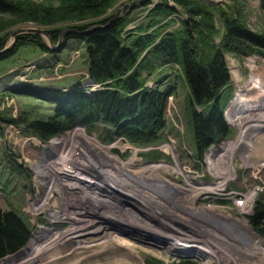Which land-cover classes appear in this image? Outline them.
I'll list each match as a JSON object with an SVG mask.
<instances>
[{
	"label": "rangeland",
	"instance_id": "rangeland-1",
	"mask_svg": "<svg viewBox=\"0 0 264 264\" xmlns=\"http://www.w3.org/2000/svg\"><path fill=\"white\" fill-rule=\"evenodd\" d=\"M5 1L23 10L27 6L38 9L59 6L58 0ZM196 1L214 12L216 43L223 31L219 11L237 18L252 32L264 30L260 0ZM161 3L174 12L156 20L166 24L168 31L179 29L186 14L176 0H116L108 14L113 18L117 15L126 18L122 31L125 38L130 32L146 31L149 11ZM21 16L0 14V208L16 213L31 229L33 237L17 253L3 258L0 264H41L47 258L56 259L53 264H179L180 261L264 264V237L254 231L248 221L255 202L264 200V96L249 89L238 94L250 77L249 61L261 72L264 57L225 54L230 84L222 91L221 108L230 134L202 155L196 153L189 124L188 90L182 79L175 76L177 68L168 66L155 73H143L147 87L154 88L159 83L174 87L166 102L165 127L156 142L131 143L112 135V129L102 123L90 130L77 127L43 141L31 133L26 124L47 120L53 115L54 105L41 98L14 93L15 88L32 84L38 88L66 91L79 85L90 93L97 88L87 77L84 45L68 40L65 47L62 46L70 24L45 26L23 20ZM59 28L62 30L54 43L47 32ZM33 35L40 36L49 51H42L30 43L17 46L19 37ZM146 167L148 173L139 175L144 178L141 182L149 184L150 188L167 182L177 192L164 189L166 194L162 198L149 190L150 199L137 194L140 189L133 184L134 178L127 171ZM102 181L122 188L123 193L109 196L114 204L108 205L120 209L129 218L118 219L110 212L101 213L100 219L114 217V221L101 222L102 233L91 235L83 242L103 244L106 241L105 248L103 244L95 251L75 249L78 244L66 243L63 232L70 225L93 221L98 208L97 205L93 207L96 204L93 193L81 194L78 187L81 183ZM212 186L215 190L207 192L206 188ZM256 186L260 191H253ZM229 193L246 196L248 208L236 212L231 198H227ZM46 194L45 207L37 211ZM183 196L190 199L191 206L194 202L196 207L208 206V213L199 210L206 218L187 223L178 219L186 217L176 212L173 213L177 216L171 214L172 206L178 207L175 198ZM191 206L183 207L197 209ZM217 209L228 216H222ZM211 219L233 227L231 230L239 232L243 238L249 235L257 249L250 252L245 238L240 239L241 243L232 241L226 235L227 229L220 232L222 228L216 229ZM195 225L213 230L210 235L226 239L228 244L207 236L206 231H200ZM104 233H108L106 237ZM110 235L111 238H107ZM35 236L37 239L31 246ZM42 244L49 245L46 248L50 249L34 255V249ZM31 256L35 257L28 260Z\"/></svg>",
	"mask_w": 264,
	"mask_h": 264
},
{
	"label": "trees",
	"instance_id": "trees-1",
	"mask_svg": "<svg viewBox=\"0 0 264 264\" xmlns=\"http://www.w3.org/2000/svg\"><path fill=\"white\" fill-rule=\"evenodd\" d=\"M115 1L58 0L57 7L27 6L23 10L0 0V14L22 15L23 20L45 26L70 24L62 46L65 47L68 40L84 45L87 77L97 88L91 93L79 85L66 91L32 84L15 88L14 93L41 98L54 105L51 117L31 121L26 127L40 140L48 141L74 128L90 130L102 123L112 129V135L131 143L156 142L165 127L166 102L174 87L163 86V83L147 87L143 73H155L165 66L175 67V76L182 79L188 90L189 124L196 153L202 155L230 134L221 108L222 91L230 84L225 54L264 57V30L252 32L237 18L219 11L223 31L216 43L218 32L214 27L213 10L196 0H176L186 14L179 29L168 31L166 24L156 20L174 12L161 3L149 11L146 31L130 32L123 38L126 18L111 22L113 16L108 14ZM260 6L264 12V0H260ZM61 30H48L52 42L58 41ZM29 43L49 51L37 35L19 37L17 46ZM195 107L203 110L199 112ZM46 202L47 194L37 211L42 210ZM248 221L253 230L264 237V200L255 202ZM31 237V229L16 213L0 208V261L21 250ZM179 264L191 262L180 261Z\"/></svg>",
	"mask_w": 264,
	"mask_h": 264
},
{
	"label": "bare ground",
	"instance_id": "bare-ground-1",
	"mask_svg": "<svg viewBox=\"0 0 264 264\" xmlns=\"http://www.w3.org/2000/svg\"><path fill=\"white\" fill-rule=\"evenodd\" d=\"M65 35V34H64ZM53 45V44H52ZM253 60V59H252ZM248 65V68H249V71L251 72L250 73V77H249V79H248V81H247V83H246V85L244 86V88H241V89H239L238 90V94L240 95V93L239 92H241L243 89H249V90H255L256 92H259V93H261L263 96H264V62H262L261 63V72H257V70H256V68L254 67V62L253 61H249V63L247 64ZM260 69V68H259ZM235 76H237V75H235ZM237 80V79H236ZM256 102V101H255ZM256 126H258V125H256ZM243 131V130H242ZM243 134H246V132L245 131H243ZM244 135H242V137H243ZM246 136V135H245ZM255 141V140H254ZM256 142V141H255ZM252 144H255V143H253V142H251ZM248 147H250V146H248ZM258 149V148H257ZM264 166V165H263ZM123 167V166H122ZM145 169H148L147 167L146 168H142V169H139V170H134L133 169V171L132 170H128L127 172H128V175L129 176H131V177H133L134 179H133V184L134 185H136V187H138V189H140V192L137 190V194H140V195H143L144 196V198H147V199H150L149 198V190H151L152 191V193H154V192H156L157 194H160V196H162V195H164V194H166L164 191V189H166V190H173V191H176L177 192V190L170 184V183H167V182H162V183H159L158 184V186L157 187H151L150 188V186H148V185H145V183H143V182H141V181H143V179L144 178H140V174L141 173H148V171L147 170H145ZM155 171V170H154ZM154 171H152L153 173H154ZM219 172V171H218ZM229 172V171H228ZM123 173V172H122ZM151 173V172H150ZM221 174H223V173H221ZM140 175V176H139ZM228 175H229V173H228ZM139 176V177H138ZM147 177V176H146ZM150 177V176H149ZM122 178V177H121ZM106 181H102V182H97V183H94V184H91V183H81V185L78 187L79 188V190H80V193L81 194H87V192L89 191V192H92L93 193V197H94V201H96L95 203L96 204H94L93 205V207H95L96 205L98 206V208L96 207V214L95 215H93V217L95 218L93 221H91V222H81V223H79V224H77V225H75V224H73V225H70L67 229H66V231L65 232H63L64 234H63V239H64V241L66 242V243H76V244H78V246L77 247H74L75 249L76 248H85L86 250H90V251H95L96 249H98V248H101L102 246H103V244H104V247L103 248H105V244L107 243L106 241H104L103 242V244H101V243H97V242H91V243H88V244H86V243H84L83 242V240L85 239V238H89L91 235H96V234H101L102 233V226L100 225V224H102L101 222H103V223H106V222H108L109 220H112V221H114V217L113 218H111L110 216V218L108 219V220H103V219H100L101 217H100V215H101V213H104V212H110V213H112L114 216H116L118 219H121V218H123V216H126L127 217V215H124L122 212H120L121 210L120 209H117L116 207H110L109 205L110 204H114L113 203V201H112V199L111 198H109V196H111V195H114L115 193H120V192H122L123 193V191H122V188H119V187H113L114 185H112V184H109L108 182L107 183H105ZM221 186V185H220ZM146 187V188H145ZM149 187V188H148ZM219 187V186H218ZM143 188V189H142ZM154 188H156V189H154ZM209 187H207L206 189H207V192H209L210 193V190H215V188L212 186V188H209ZM205 189V188H204ZM220 189V188H219ZM162 190H164V191H162ZM142 191V192H141ZM212 192V191H211ZM233 193H235V192H233ZM155 195V194H154ZM172 195V194H171ZM159 196V197H160ZM196 196H198L199 197V194H196ZM231 196H239V195H237V194H228L227 195V198L229 199V198H231ZM241 196V195H240ZM162 198H163V196H162ZM155 199V198H154ZM181 200H182V202L183 203H181ZM175 201H176V203L178 204V207H175L174 205L172 206V209L174 210H171L170 211V213L171 214H173V215H175V216H177L176 214H174L173 212H176V213H178V215H180V216H182V217H186L185 219H183V218H178V219H180V220H182V221H185V222H187V223H190L191 221H194V219H204V218H206V216L205 215H203L202 214V212L204 211V210H206V213H208V210H210V209H207L206 207H208V206H206V207H204V208H202V207H196L195 206V202H194V205L193 206H191L192 204L189 202L190 201V199L189 198H187V196H183V197H180V199H178V198H175ZM109 204V205H108ZM160 205H161V203H160ZM181 205H185V207L186 206H191L190 208H197V209H185V207H183V206H181ZM246 205H247V202H246ZM246 205H245V207L243 208V209H239V207L237 206V208L235 209L236 210V212H237V210H239L240 212H241V210H242V212H244L248 207H246ZM177 206V205H176ZM205 206V205H204ZM211 207V206H210ZM209 207V208H210ZM253 207H254V205H253ZM253 207H252V210H253ZM181 208H183V210L181 209ZM187 208V207H186ZM212 208V207H211ZM202 210V212L201 211H199V210ZM230 209V208H229ZM200 213H199V212ZM217 211L219 212V213H222L221 215L223 216V214L224 215H227V214H225V212L224 211H222V210H220V209H217ZM197 213H199V215H197ZM239 213V212H238ZM249 215V214H248ZM121 216V217H120ZM228 216V215H227ZM100 217V218H99ZM243 217H244V215H243ZM87 218L88 219H90V217H88L87 216ZM127 218H129V217H127ZM208 219V218H207ZM98 220V221H97ZM231 220H233L234 222H236V221H239V220H237V219H231ZM206 221V220H205ZM210 221V223L217 229H219V228H222V229H220L219 231L220 232H222V231H226V229H227V234L226 235H229L230 236V238L231 239H233L232 241H234V242H237V241H240V243L242 242L240 239H243L244 240V238H245V240L244 241H246V243H248L247 245V247L249 248V250H250V252H252L253 250L255 251V249H257L255 246H254V244L252 243V241H251V237L249 236V235H244L245 237L243 238V236H242V234H240L239 232H236V231H233V230H231V228H233V227H231V228H229V226H227L226 224H222V223H219V221L220 220H216V219H214V220H209ZM132 222V221H131ZM135 222V221H134ZM98 224V225H97ZM194 225V224H193ZM224 225H225V227H224ZM196 227H197V229H199L200 231L202 230V231H206V235L207 236H209V237H212V238H214V239H219V240H221L223 243H227L228 244V242H225V240H223V239H220L219 237L217 238V237H214V236H212V235H210L211 233H212V231L213 230H208V229H200L199 227V225H195ZM208 227V226H207ZM135 229V228H134ZM213 229V228H212ZM108 233H104V235H105V237H106V235H107ZM244 234V233H243ZM237 235V236H236ZM111 236L112 235H110V236H108L107 238H111ZM224 236V235H223ZM228 236V237H229ZM33 237V236H32ZM96 238V237H95ZM223 238V237H222ZM36 236L33 238V240H32V242H31V246H33V244L35 243V241H36ZM114 240H116V239H114ZM92 241V240H91ZM109 243V242H108ZM49 245H45V244H42V245H39L37 248H35L34 249V251H33V254L34 255H37V254H39L40 252H42V251H48V249H50V248H46V247H48ZM242 246V245H241ZM52 248V247H51ZM73 248V249H74ZM73 252H75L76 250H72ZM52 254V253H51ZM72 254V253H71ZM55 256V255H54ZM33 257H35V256H31L30 258H28V260L29 259H32ZM56 257V256H55ZM41 258V257H40ZM35 259V258H34ZM43 259V258H42ZM32 260H30V262H31ZM54 262H57V260L56 259H52V258H50V259H45L41 264H53Z\"/></svg>",
	"mask_w": 264,
	"mask_h": 264
},
{
	"label": "built area",
	"instance_id": "built-area-1",
	"mask_svg": "<svg viewBox=\"0 0 264 264\" xmlns=\"http://www.w3.org/2000/svg\"><path fill=\"white\" fill-rule=\"evenodd\" d=\"M260 189L261 188L259 186H256L253 191H260ZM247 201L248 200H247L246 196H240V195L239 196H231L232 207L235 209L237 208V206L239 207V209H243L245 207ZM247 206H248V202H247L246 207Z\"/></svg>",
	"mask_w": 264,
	"mask_h": 264
},
{
	"label": "water",
	"instance_id": "water-1",
	"mask_svg": "<svg viewBox=\"0 0 264 264\" xmlns=\"http://www.w3.org/2000/svg\"><path fill=\"white\" fill-rule=\"evenodd\" d=\"M120 12H118V14H119ZM119 17H118V15L117 16H115L112 20H111V22H114V21H116L117 19H118ZM67 32V31H66ZM37 33H39V32H37Z\"/></svg>",
	"mask_w": 264,
	"mask_h": 264
}]
</instances>
